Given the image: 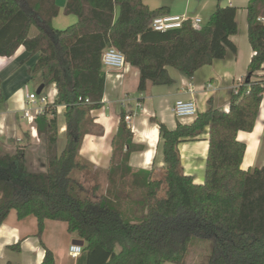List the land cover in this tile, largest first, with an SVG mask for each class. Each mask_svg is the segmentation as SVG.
<instances>
[{"label": "trees", "instance_id": "obj_1", "mask_svg": "<svg viewBox=\"0 0 264 264\" xmlns=\"http://www.w3.org/2000/svg\"><path fill=\"white\" fill-rule=\"evenodd\" d=\"M249 3L248 36L255 55L232 90L229 111L210 107L193 123L179 122L172 130L151 118L159 125L164 166L134 170L131 154L144 146L134 143L122 110L111 164L103 171L80 149L86 135H103L92 112L103 107L104 51L115 47L140 72V92L149 85L175 84L171 67L193 79L204 66L236 53L232 36L239 32L238 7L219 4L201 28L187 20L163 33L152 29L151 21L165 9L152 11L145 0H68L65 14L77 22L66 29L52 25L60 14L57 0H0V57H11L24 46L31 56L38 55L29 73H40L44 89L54 85L58 91L36 118L46 171H27L25 144L17 145L13 155L0 153V227L13 211L20 220L35 217L39 234L46 220L66 223L68 232L85 242L86 264H186L197 237L212 241L207 264H264V166L242 169L246 144L238 140L239 131L255 129L264 97V76L258 75L264 70V0ZM59 106L66 108L62 151ZM207 129L206 175L197 184L183 169L179 146L201 138ZM85 172L104 177L105 191L97 182L92 197L87 196L76 176ZM135 194L140 209L131 205ZM44 257L42 264H55L49 249Z\"/></svg>", "mask_w": 264, "mask_h": 264}, {"label": "crops", "instance_id": "obj_2", "mask_svg": "<svg viewBox=\"0 0 264 264\" xmlns=\"http://www.w3.org/2000/svg\"><path fill=\"white\" fill-rule=\"evenodd\" d=\"M250 1L145 0V4L152 11L165 9V13L160 15L172 14L185 19L198 18L203 24L208 22L219 4L238 7L236 20L239 23V32L232 36L236 53L229 51L225 59L204 66L193 79L172 67L168 68L176 81L175 84L149 85L145 92L138 89L140 72L137 69L128 64L121 71L105 69L107 79L103 107L92 112L95 123L103 128V135H86L83 138L80 155L91 162L95 169L107 171L111 164L114 137L121 123L120 114L125 110L126 115H131L130 123L127 124L133 133L134 143L144 146L142 151L131 154L129 163L131 168L149 170L153 166L163 167L164 154L159 147V125L151 123V118L157 117L170 130L175 129L180 122L173 113L175 102L188 99L197 102L199 113H204L210 107L229 111L232 90L247 75L248 66L255 55L248 36L247 7ZM67 2L68 0H57L60 13L65 9ZM59 15L52 21L53 26ZM75 18L72 19L74 23L77 22V17ZM37 62L38 55L31 56L24 46L11 57H0V153L13 155L17 145H27L26 167L27 171L33 173L45 172L47 169L45 142L41 137L35 139L31 136L30 126L24 118L27 93H37L43 84L40 73L35 75L29 73ZM118 75H122L121 78L118 79ZM258 75L264 76V70ZM32 82L33 90L30 89ZM43 91L53 94L58 92L54 85ZM135 91L139 92L138 96L133 95ZM124 101H127V106L122 104ZM262 102L253 132H238V140L246 144V154L241 165L246 171L264 166V97ZM65 109L64 106H59V115H63ZM139 113L141 114L138 124L133 125L132 120ZM65 133L66 124L63 116L59 133L60 151L65 148L67 142ZM209 137L207 129L201 138L189 140L179 146L183 169L186 174L194 176L197 184H202L205 180ZM64 226L68 232L66 223L46 220L43 233L39 234L35 217L28 216L20 220L15 211L11 212L0 227V264H42L47 249L55 256V264H86L84 253L76 258L70 255V247L76 245V241L82 240L77 234L68 232V240L54 238L56 231ZM16 245H19V249L14 247Z\"/></svg>", "mask_w": 264, "mask_h": 264}, {"label": "built area", "instance_id": "obj_3", "mask_svg": "<svg viewBox=\"0 0 264 264\" xmlns=\"http://www.w3.org/2000/svg\"><path fill=\"white\" fill-rule=\"evenodd\" d=\"M187 20L191 21L193 26L196 28H201L203 26V21L200 19H185L184 17L178 15H157L152 19L151 27L155 31L158 32H168L171 29L181 28L183 23ZM102 63L104 69L109 71H121L125 69L127 63L126 58L122 52L117 50L115 47L107 48L102 55ZM122 76V75H121ZM120 75L117 78H121ZM238 84V83H237ZM233 89H237V85L234 86ZM26 91L27 87H26ZM56 93L52 92L46 93L43 91L41 94L37 93H27V105L24 109V118L30 126V134L33 138L38 139V129L36 125V118L43 114L48 109L47 107L54 103L56 99ZM124 106H127V101L122 102ZM32 106V107H30ZM174 116L178 121L182 124H188L190 121H194V119L199 114V105L194 99L188 100H177L175 102V106L173 108ZM131 115L125 116V121L130 123ZM83 246L76 244L70 247V255L73 258L78 257L83 253Z\"/></svg>", "mask_w": 264, "mask_h": 264}, {"label": "rangeland", "instance_id": "obj_4", "mask_svg": "<svg viewBox=\"0 0 264 264\" xmlns=\"http://www.w3.org/2000/svg\"><path fill=\"white\" fill-rule=\"evenodd\" d=\"M72 19H76L75 16L73 15H70V16H67L65 14V9L60 13L59 17H58V21L55 22V28L57 29H66L68 27H70L71 24L74 23V21ZM35 30V29H34ZM36 32V30H35ZM33 34H34V31H33ZM30 89L33 90L34 89V84L32 82V84H30ZM44 90V89H43ZM42 90V91H43ZM135 96H138L139 95V92L138 91H135L134 94ZM140 114L139 113L137 115V117L133 118L132 120V124L133 125H137L140 119ZM58 121H59V124L62 123L63 121V115L60 114L59 117H58ZM79 176L86 189H87V193H85L87 196H90L92 197V187L97 183V182H100L101 184V189L102 191L104 192L105 191V187H106V182H105V178L104 177H101L99 176L97 173L95 172H85L83 175L77 173L76 176ZM137 193V192H136ZM135 200H133L131 202V205L133 206H136L135 208H139L140 209V206H141V203L140 201H138V197H137V194H135V197H134ZM127 212H130L131 211V208L128 207L127 208ZM126 212V218L128 219V214ZM54 238L57 240H68V232L64 227H61L60 229H58L56 231V233L54 234ZM211 248H212V241L211 240H204V239H201V238H195L194 240V243L192 245V248L190 250V256H189V259L187 260V263L186 264H207L208 263V260H209V257H210V254H211ZM167 264H171V263H167Z\"/></svg>", "mask_w": 264, "mask_h": 264}, {"label": "water", "instance_id": "obj_5", "mask_svg": "<svg viewBox=\"0 0 264 264\" xmlns=\"http://www.w3.org/2000/svg\"><path fill=\"white\" fill-rule=\"evenodd\" d=\"M44 84H42L40 87H39V89L37 90L38 92H37V94L39 95V94H41L43 91V89H44ZM76 244H79V245H81V246H84L85 245V242L83 241V240H80V241H76Z\"/></svg>", "mask_w": 264, "mask_h": 264}]
</instances>
